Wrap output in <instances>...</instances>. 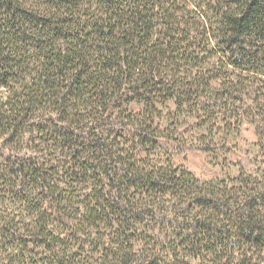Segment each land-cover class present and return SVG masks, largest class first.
<instances>
[{
	"label": "trees",
	"instance_id": "obj_1",
	"mask_svg": "<svg viewBox=\"0 0 264 264\" xmlns=\"http://www.w3.org/2000/svg\"><path fill=\"white\" fill-rule=\"evenodd\" d=\"M0 264H264V0H0Z\"/></svg>",
	"mask_w": 264,
	"mask_h": 264
},
{
	"label": "rangeland",
	"instance_id": "obj_2",
	"mask_svg": "<svg viewBox=\"0 0 264 264\" xmlns=\"http://www.w3.org/2000/svg\"><path fill=\"white\" fill-rule=\"evenodd\" d=\"M255 142L254 128L249 124L242 125L236 133L227 137L226 152L228 153V162L234 164V166H249V160L254 154L253 146ZM208 162L205 156L192 153L185 159L183 164L190 172L202 180H212L224 175L235 177L238 174L235 169L222 170L214 165L210 167ZM210 171L212 173L207 175L206 173Z\"/></svg>",
	"mask_w": 264,
	"mask_h": 264
}]
</instances>
